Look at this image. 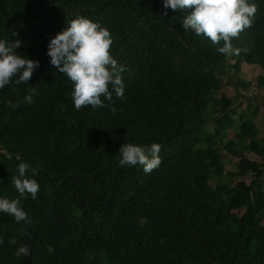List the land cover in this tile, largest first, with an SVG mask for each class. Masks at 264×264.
<instances>
[{
  "label": "trees",
  "instance_id": "trees-1",
  "mask_svg": "<svg viewBox=\"0 0 264 264\" xmlns=\"http://www.w3.org/2000/svg\"><path fill=\"white\" fill-rule=\"evenodd\" d=\"M254 2L252 26L232 39L239 54L225 56L223 41L184 31L193 8L165 14L163 0H0V39L39 61L28 82L0 89V197L29 218L0 213V264H264V99L252 93L264 88V0ZM76 16L110 31L126 67L124 98L103 108L77 110L47 55ZM244 65L261 69L256 86ZM126 142L159 143L160 166H119ZM20 162L36 199L10 183ZM20 244L30 256H15Z\"/></svg>",
  "mask_w": 264,
  "mask_h": 264
},
{
  "label": "clouds",
  "instance_id": "clouds-1",
  "mask_svg": "<svg viewBox=\"0 0 264 264\" xmlns=\"http://www.w3.org/2000/svg\"><path fill=\"white\" fill-rule=\"evenodd\" d=\"M163 6L165 14L169 8L173 11L193 8L183 20L184 31L192 33L190 30H194V35H202L216 45L223 41L217 51L225 56L239 54L240 49L233 47L232 39L252 26L257 12L254 0H163ZM21 43L19 39L10 43L0 39V89L9 85L14 76L17 77L16 84L28 82L39 67L38 60L17 54ZM112 43L110 31L85 16L67 20L65 28L50 39L47 50L50 63L72 82L71 98L77 110L84 106H91L92 109L106 107L104 101L111 103L113 93L120 99L124 98L125 85L121 74L126 67L111 54ZM35 94V87H32V93L24 98L25 101L31 104ZM9 105L13 108L17 106L11 101ZM116 110L115 107L111 108L112 112ZM160 151L159 143L145 145L126 142L119 150L118 163L121 167L140 165L145 173H150L162 162ZM17 168L18 175L11 176L10 183L20 197L27 198L30 194L32 199H36L40 185L36 179L27 177L28 165L20 162ZM0 213L13 216L17 223L29 222L20 199L0 197ZM0 244H3L2 237ZM9 244L15 245V238ZM47 250L53 252L54 248L49 245ZM30 253L28 245L20 244L14 254L28 257Z\"/></svg>",
  "mask_w": 264,
  "mask_h": 264
},
{
  "label": "rangeland",
  "instance_id": "rangeland-1",
  "mask_svg": "<svg viewBox=\"0 0 264 264\" xmlns=\"http://www.w3.org/2000/svg\"><path fill=\"white\" fill-rule=\"evenodd\" d=\"M231 63H234V60H231ZM233 72V71H232ZM261 73V69L259 67L244 65L242 68V72H240V75L244 78H246L249 81H253L254 85L256 86L257 78L259 77ZM227 91L230 94H233V89L231 87L227 88ZM243 91V90H242ZM244 92V91H243ZM245 93V92H244ZM253 95H256L260 98V100L264 99V88H256L252 91ZM249 95V93L247 94ZM264 118V106L261 108V111L259 113V124L262 126V119ZM229 168H233V164L228 165Z\"/></svg>",
  "mask_w": 264,
  "mask_h": 264
}]
</instances>
